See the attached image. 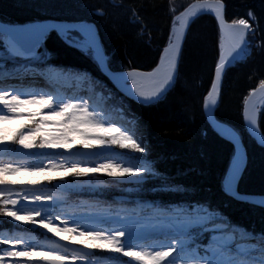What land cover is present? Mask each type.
<instances>
[{"label": "snow or ice", "instance_id": "6c2138e0", "mask_svg": "<svg viewBox=\"0 0 264 264\" xmlns=\"http://www.w3.org/2000/svg\"><path fill=\"white\" fill-rule=\"evenodd\" d=\"M30 6L35 9V14L23 22H0V40L4 45L0 50V84L4 85L0 86V101H4L3 109L7 110L5 114H0V122L22 115H27L31 120L33 115H39L17 111L27 104L48 106L49 111L33 121L26 131H19L11 138L0 135V141L12 139L23 149H38L33 155H44L49 149H70L69 134L77 133L82 138L95 140L101 146L100 151L116 154V148H119L134 150V153H129L130 162L127 164L107 156L104 162L97 163L95 167L82 166L81 157L89 153L80 150L69 153L73 158L68 163H54L51 159L44 166H26L12 160L0 162V174L21 170L40 173L56 169H62L67 174L70 168L74 179L62 181L60 190L70 196L87 194L91 197L90 203L81 204L73 213V223L85 220L95 227L85 230L56 227L59 214L53 212L58 203L55 195L26 190L23 200L31 203L20 204L12 198V187L22 182H6L2 175L0 185L4 189H0V214L14 221L40 224L56 236L76 233L86 237L79 243L87 249H111L113 254L122 253L133 258L125 264H264V192L242 190L254 166L249 146L238 132L219 122L213 115V109L218 107V97L222 94V78L226 68L251 47L257 31H264L259 23L261 17L249 6V11L243 17L232 19L229 24L226 22L229 15L227 5L222 0H192L186 5L171 7L169 15L172 23L166 33L167 45L159 55V63L151 71L145 72L140 71V66L134 62L125 70L123 65H116L102 55L95 19L106 15L105 11L94 7L93 19L89 21L87 16L72 11L71 6L49 3ZM113 6L124 8L119 4ZM77 7L84 8L83 5ZM58 8L64 10L55 11ZM128 13L132 15L128 23L140 29L139 43L147 47L142 17L131 7L125 9V14ZM212 13L221 33L219 57L213 56L208 64L210 90L206 95L203 92L198 95L208 115V123L223 139L217 140L205 126L201 136L206 143L199 146V162L180 165L173 170L167 165L178 159L175 153L146 143L135 133L129 134L127 129L122 130L107 117V113L116 108L124 113L128 110L125 105L131 108L133 102L143 107H161L180 80L184 51L182 41H186V29L190 30L192 24ZM53 33L55 35L50 39ZM225 37L228 40L227 48ZM147 40L150 42L151 37H147ZM260 47L264 48V44ZM73 49L106 65L107 71L99 67L94 71L85 69V90L79 96L57 99L51 93H44L21 98L19 89L13 86L15 83L43 84L47 78L46 69L50 66L49 57L59 61L65 52ZM260 88L264 90V79L260 80ZM244 104V120L255 129V108L249 111L247 97ZM45 124L61 127L50 132L43 127ZM208 143L215 144V155L208 150ZM256 143L264 150V137ZM83 147L91 149L92 145L85 143ZM3 151L10 156L26 155L7 144ZM51 155H58L62 159L65 157V153L55 151ZM149 159L154 163H149ZM98 172H105L115 179L95 186L88 174ZM81 178H87L89 183L85 185ZM52 179L48 177L49 182ZM212 179L218 181L220 191L230 199L217 196L210 182ZM29 184L37 186L36 181ZM117 187L121 190L113 193L111 189ZM256 213H259L261 220L259 233L254 225L246 222L249 214ZM257 234L261 235L259 258L253 254L257 251ZM242 240L251 241L252 246L245 247L240 243ZM38 247L43 249L45 246L36 245L23 236L4 235L0 237V264L5 258L41 255L45 258L44 264H65L69 258L77 264H90L89 258L95 259L94 253L83 248H72L69 257L68 246L60 245L58 241H50L46 252L38 251ZM12 264H19V261H12ZM23 264L33 262L25 260Z\"/></svg>", "mask_w": 264, "mask_h": 264}, {"label": "trees", "instance_id": "16d2710c", "mask_svg": "<svg viewBox=\"0 0 264 264\" xmlns=\"http://www.w3.org/2000/svg\"><path fill=\"white\" fill-rule=\"evenodd\" d=\"M189 2L192 0H0V22H23L35 14V9L30 5L44 3L71 6L72 11L87 16L91 21L95 7V9L107 13L95 19L106 57L116 65H123L125 70L134 62L140 66V71L147 72L159 63V55L167 45L166 33L170 30L172 23L169 15L170 8L178 7L180 4L186 5ZM222 2L227 5L226 11L229 13L226 16L227 22L231 23L232 19L243 17L251 6V10L261 17L259 23L264 27V0H222ZM114 4L123 5L124 8L114 7ZM78 5H83L84 8L81 9L77 7ZM128 7L138 11L143 19L147 47L138 41L140 29L134 28L128 23L132 19L131 13L125 14V9ZM63 10L55 9V11ZM249 22L251 23V21ZM54 35V33L51 34L50 39ZM147 37H151L150 42ZM255 37L246 58L227 70L222 81L220 104L216 111L218 121L232 127L242 136L243 142L249 146V154L254 161V166L252 174L242 190L250 193L264 192V150L250 136L243 119L245 97L248 98L250 93L260 86V80L264 79V48L260 47L261 44H264V31H257ZM213 41L215 50H213ZM220 41L221 33L215 16H203L192 24L189 30L180 65V80L176 88L168 94L166 102L159 108L143 107L133 102L131 108L125 105L128 110L124 113L116 108L107 114L128 127L129 131L135 133L138 138L142 137L146 143L175 153L178 159L167 165L170 169L174 170L180 165L199 162V146L206 143L201 136V131L205 126L211 130V135L217 140L223 139L208 123L201 97L198 95L200 92L206 95L207 90L211 88L208 64L213 56L218 59ZM3 48L0 47V50ZM49 60L48 68L57 69L61 75L65 76V79L72 78L74 75L84 79L86 77L85 69L94 71L99 67L97 61L91 56H85L74 49L65 52L59 61L53 57H49ZM59 79L63 81L64 78ZM33 121H35L34 118L29 120L28 117L25 123L27 126H31ZM258 126L264 135V106L259 111ZM0 135L4 136L5 133L0 131ZM13 136H9V138ZM8 141L14 144L12 139H8ZM80 146L78 144V147ZM207 147L215 155V144L208 143ZM116 150L125 162H130L129 153H134V150L119 148ZM148 162L154 163L152 159H149ZM68 175H72L71 172ZM55 176L53 174V177ZM46 179L48 180V178ZM47 180H43V183L48 182ZM105 180L106 182L111 181ZM210 182L213 184L217 196L224 200L230 199L220 191L218 181L212 179ZM48 185L53 184L48 183ZM117 189L118 187L112 188L111 191L118 193ZM82 199L91 202V197L87 194H73L67 201L68 204H77L83 201ZM83 202L85 203V201ZM1 216L2 214H0ZM246 222L250 226L254 225L259 233L261 228L259 213L249 214ZM17 223L24 222L17 221ZM0 224L3 226L2 223ZM35 230L44 234L42 227ZM260 239L261 235L257 234L256 241L258 243ZM93 250L99 257L110 254L107 250H105L107 254L103 253L104 249Z\"/></svg>", "mask_w": 264, "mask_h": 264}, {"label": "rangeland", "instance_id": "374dc122", "mask_svg": "<svg viewBox=\"0 0 264 264\" xmlns=\"http://www.w3.org/2000/svg\"><path fill=\"white\" fill-rule=\"evenodd\" d=\"M0 46L4 47L3 41L0 42ZM47 72V78L44 80L43 85L44 87L37 93V95H42L44 93H51L54 97L57 99L61 97H71V96H79L84 90L85 85L83 83V79L79 76L74 75L72 78L65 79L64 75H61V72L57 69L48 68ZM64 78L63 81H60L59 78ZM11 82V81H9ZM73 82V83H72ZM75 82V83H74ZM1 86H4L1 84ZM15 88L19 89L21 93V98H27L29 95H31V92L27 88V83H15L13 85ZM91 95V92L88 93ZM3 103L4 101H0V109H3ZM18 112L22 113H39V115H33L32 118L35 120L38 118L40 119L42 116L46 115L49 111L48 106H41L39 104H27L19 109H17ZM70 111V110H67ZM7 112L6 109H3V111H0V114H5ZM108 114V113H107ZM108 118L115 121L117 127H121L122 130L128 129L125 125L115 120L113 116H108ZM28 119L27 115L18 116L14 119L0 122V131H3L5 133V137L13 136V134H17L19 131H26L29 126L26 125L25 120ZM49 119H62V118H56V117H49ZM25 125V126H24ZM43 127L50 131L55 132L57 131L61 126L59 125H53V124H45ZM131 131V130H130ZM129 134H133L132 131ZM39 139V137H37ZM69 139L71 140V148L68 150L57 148L55 150L49 149L47 153L44 155H33V153H36L38 149H23L22 146L12 144L8 140L0 141V162H8L9 160H12L14 162H17V164H24L26 166H34V165H41L44 166L48 163V160L51 159L54 163H68L73 158L69 155V153H74L76 150H78V144H80V149H85L83 146L85 143L92 145V148L89 149L96 153L95 155L89 154V156L81 157L82 159V166H89V167H95L97 163L104 162L105 157L107 156H113V158L116 160V162H122L124 164H127L121 156L119 155L118 151L116 150V154L108 153L104 151H100L101 146L97 144V142L93 139H85L80 137L77 133H70ZM127 142V141H125ZM7 144L11 148H17L20 149L22 153H25L26 155H8L4 153L3 147ZM55 151L57 153H65V157L62 159L60 156L51 155V152ZM90 151V152H91ZM71 172V169H68L67 174L62 169H56L45 172H31V171H17L14 173H3L0 174L3 176V179L6 182H22V184L17 183L12 187L13 197L14 199H17L20 204H30V201L23 200V194L24 191H37V194L39 192L44 193H50L57 197V206L53 209L54 214H59V219L56 222V227H78V230H85L86 228H92L95 227L94 225H91L88 221L85 220H76L75 223H73V213L78 209V207L81 204L89 203V201L82 199L85 201L78 202L77 204H68L69 198L71 197L68 193H65L60 190V185L62 181L65 180H72L74 179L72 175H68ZM53 174L56 176L53 177ZM92 179L91 183L95 186H102L106 180H113L115 178L108 177L107 173L105 172H98V173H90L88 174ZM51 177L53 178L51 182H49L46 178ZM43 180H47L48 182L43 183ZM81 180L87 185L89 181L87 178H81ZM30 181H36L37 186L30 185ZM48 183L53 185H48ZM56 185V186H55ZM0 189H4L3 185H0ZM117 190H121L118 188ZM18 194V195H17ZM88 199V198H87ZM19 206V205H18ZM11 207V206H10ZM5 219H3V218ZM0 217V223L3 224V226L0 224V237L4 235L12 236V235H18L23 236L26 240H31L36 245H44L45 247L43 249L37 248L38 251H47V245L50 243V241H56L58 240H66L72 243H79L80 240H86V237L78 236L76 233H61L60 236H56L54 232H50L47 229L43 228L42 225L36 224L33 225L31 222H24V223H17V221H14L12 218L7 217L2 214ZM11 220V221H10ZM20 222V221H19ZM10 224H15L17 226H13ZM30 224V225H29ZM10 225V226H9ZM23 225V226H20ZM19 226V227H18ZM106 225H100V227H105ZM24 227V228H22ZM42 227L44 234L36 232V228ZM49 232V233H48ZM51 234V236H49ZM62 237H71V239H62ZM242 245L245 247H251L252 242L248 240H244V242L240 241ZM80 244V243H79ZM81 246H84L80 244ZM260 245L256 241L255 243V251L253 254L259 258V249ZM23 250V249H21ZM105 250H107L110 254L108 255ZM103 253L107 254L103 257H99L95 255V259L92 257L89 258L90 264H125L126 261L132 260L133 258L124 256L122 253L120 254H113L111 249H104L102 251ZM69 257L71 256V251H68ZM95 253V252H94ZM122 254V255H121ZM123 256V258H121ZM121 258V259H120ZM38 260V259H45L43 255L41 256H33V257H13V258H5L3 261V264H12V261H19V264H23L25 260ZM71 263H77L76 261H72L70 258L66 260ZM32 262V261H30ZM36 261L33 262L35 264ZM39 264H42L39 262ZM80 264H83V262H80ZM136 264V262H134Z\"/></svg>", "mask_w": 264, "mask_h": 264}, {"label": "water", "instance_id": "95a60500", "mask_svg": "<svg viewBox=\"0 0 264 264\" xmlns=\"http://www.w3.org/2000/svg\"><path fill=\"white\" fill-rule=\"evenodd\" d=\"M224 3V2H223ZM212 15L215 16L214 13H212ZM227 22V21H226ZM230 24V22H227ZM219 25V24H218ZM192 26V25H191ZM98 31V30H97ZM188 33H189V30L186 29V40H187V36H188ZM98 36H99V33H98ZM100 38V37H99ZM101 41V40H100ZM185 42L186 41H182V47L184 48V45H185ZM102 44V43H101ZM247 50L248 49H245L244 52L241 53V55L239 57H237L236 60H233L226 68V72L229 68H231L232 66H234L238 61L242 60L244 57H245V54L247 53ZM101 53L102 55L106 56L105 55V51H104V48H103V45H102V48H101ZM98 62V65L100 68H103L105 71H107V67L106 65L104 64H100L99 61ZM224 77L222 78V81H223ZM220 98L221 96L218 97V106L220 104ZM264 98V90H261L260 86L258 88L255 89V91H252L250 93V95L248 96L247 100H248V109L249 111L251 112L253 110V107L255 108V113H256V119H257V124L255 126V129H253L250 125L247 124V122L244 120V124H245V127L248 131V133L250 134V136L255 140L257 141L258 139H260L261 137H264V135L262 134V132L260 131L259 129V126H258V113H259V110H260V107L264 105V102L262 103V99ZM244 108H245V104H244ZM218 107L214 108L213 109V115L215 116L216 118V111H217ZM206 115V118L208 120V115L207 113H205ZM217 119V118H216ZM243 119H244V110H243ZM218 120V119H217ZM223 124V123H222ZM225 125V124H224ZM211 126V125H210ZM227 126V125H225ZM218 135L219 133L213 129ZM81 152H87L89 154L91 153H94L93 151L89 150V149H80ZM91 151V152H90ZM89 156V155H87ZM59 242L60 245H67L68 246V250L71 251L72 248H83L85 251L89 252V253H92V251L90 249H87L85 247H82V246H78V245H75L73 243H68V242H64V241H61V240H56ZM38 262H41V263H44V260H38ZM65 264H74V263H71V262H68V261H65Z\"/></svg>", "mask_w": 264, "mask_h": 264}, {"label": "bare ground", "instance_id": "6f19581e", "mask_svg": "<svg viewBox=\"0 0 264 264\" xmlns=\"http://www.w3.org/2000/svg\"><path fill=\"white\" fill-rule=\"evenodd\" d=\"M224 44H225V48H227L228 47V40H227L226 37L224 38ZM0 86H1V84H0ZM27 86H29V88H27V89L29 90V92H31V94H37L44 87V85L41 84V83H39V82H36V83H27ZM261 102L262 103L264 102V98L262 99ZM15 163L17 164V162H15Z\"/></svg>", "mask_w": 264, "mask_h": 264}]
</instances>
